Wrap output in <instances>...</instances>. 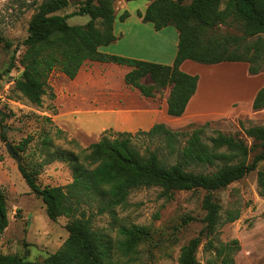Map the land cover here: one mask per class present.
<instances>
[{"label": "trees", "instance_id": "16d2710c", "mask_svg": "<svg viewBox=\"0 0 264 264\" xmlns=\"http://www.w3.org/2000/svg\"><path fill=\"white\" fill-rule=\"evenodd\" d=\"M147 1L150 4L145 12L137 14L143 22L153 24L157 31L174 26L179 32L173 65L135 60L100 50L117 41L114 33L116 0H86L75 13L90 17L85 25H71L68 16L57 14L68 7V0H45L29 22L28 36L22 44L24 52L19 60L23 75L14 79L15 90L30 103L40 106L43 97L49 93V79L55 70L74 80L86 62L116 64L130 68L125 83L143 97L156 98L163 90L170 89L167 113L181 117L196 94L199 82L198 75L181 70L185 61L202 65L248 63L251 75L262 72L264 55L259 38L256 42H245L264 34V0H190L189 4H185L187 0ZM235 13L243 15V36L217 34L215 28L228 22ZM129 17L130 13L125 11L120 20ZM6 45L11 47L8 42ZM16 54L15 50L5 75L16 68ZM260 61L263 65H254ZM146 78L150 83L144 82ZM50 96L55 98L53 92ZM253 109H264V87L258 91ZM205 126L195 129L182 146L180 137L183 131L160 123L149 131L120 132L113 138L106 131L98 142L80 154L58 148L47 163L57 160L69 164L73 180L65 187H42L36 165L28 168L21 158L18 169L27 186L42 199L50 220L69 219V237L56 253L41 261L0 254V264H120L119 259L127 257L133 261L132 257L138 254V247L149 235V230L138 225L121 227L119 238L115 240L94 227L86 208L97 206L100 214L108 212L116 221L117 208L126 207L132 192L143 188L159 187L160 196L168 201L177 191L206 190L208 193L203 201L205 230L208 235L215 234L223 222L222 207L213 194L257 170L264 160V126L245 130L253 139L251 147L221 132L205 139ZM141 135L149 140H160L166 154L157 150L142 153L135 143ZM26 143L19 147L21 152ZM45 146H49L47 141ZM258 178L264 187V173L259 172ZM237 219V212H228L227 222ZM8 225L7 198L0 187V237ZM200 244L201 236L184 246L179 264H200L197 261ZM237 244L235 240L218 247L212 241L208 245L215 250L218 264H236L234 246Z\"/></svg>", "mask_w": 264, "mask_h": 264}, {"label": "rangeland", "instance_id": "374dc122", "mask_svg": "<svg viewBox=\"0 0 264 264\" xmlns=\"http://www.w3.org/2000/svg\"><path fill=\"white\" fill-rule=\"evenodd\" d=\"M44 1L0 0V108L2 111L0 187L6 194L9 218V225L0 237V254L15 255L26 261H41L56 253L69 237L67 230L69 219L66 217H60L57 221L49 219L42 199L31 192L18 169L20 159L22 158L28 168L36 165L40 172L38 182L42 187H65L73 180L69 164L57 160L48 164V160L53 158L58 148L80 154L91 144L98 142L102 136L92 125H101L106 117L105 114L76 112L69 115L72 124L77 127L82 124L88 132L79 134L73 127L68 131L60 129L52 121V115L59 111L56 103L57 95L52 98L50 92L62 94L66 91L69 81L59 70L51 74L49 93L43 97L40 106L30 103L15 90L14 79L22 72L19 60L24 52L22 44L28 36L29 22ZM68 1V7L57 14L68 16V23L71 25L88 23L90 20L88 15H75L86 0ZM143 2L146 1L126 2L125 9V0H116L115 14L119 18L124 11L135 13L136 9L142 8ZM190 2L187 0L185 4ZM243 27V15L235 13L228 22L216 27L215 32L225 36L242 37ZM258 38L264 55V34L248 39L245 44L256 42ZM6 42L11 47H7ZM15 50L17 51L16 68L11 74L5 75L4 71L12 61ZM242 64L244 63H230V69H218L216 77H209L204 81L205 73L198 70L196 75L199 76L203 88L208 93L209 106L213 103L217 107L225 106L232 98L246 99L254 94L259 83H248L242 77L239 78V75L245 76L243 67H240L244 66ZM259 64L263 65V62L254 63V65ZM247 65L249 66L248 63ZM211 67L204 65L200 70L206 71ZM90 69H93V73L114 74V67L109 65H102L97 69L90 64L84 67V70L90 71ZM257 76L262 77L258 79ZM247 78L264 79V68L258 75H251L248 67ZM144 82L150 83V79L146 78ZM169 92L170 89L163 90L156 96L157 100L163 102L169 96ZM204 106L207 108L206 102ZM232 106L233 110L227 115H213V118L200 122L186 121L176 127L167 126L173 130L183 131L180 146L185 144L195 129L209 122L204 127L205 139L221 132L232 135L251 147L253 139L246 135L245 130L264 126V109L255 111L247 99L234 101ZM118 133L120 132L107 131V135L112 138ZM45 141L49 146H45ZM7 143H10L19 155L18 160L9 154ZM23 143L27 145L21 152L19 147ZM135 143L142 153L147 150L166 152L164 145L158 139L149 140L141 135L135 139ZM259 172L264 173V160L259 163L257 170L213 194L215 201L222 207L223 222L213 235H208L205 230L206 211L203 208V201L208 192L203 189L177 191L170 201L160 196L159 187L135 190L129 197V204L124 208H117L116 221L108 212L100 214L97 206L87 207L86 211L87 215L92 216L94 227L115 240L119 238L121 227L138 225L149 230V235L138 247V254L132 257L133 261L129 260V257L120 258V264H179L182 248L199 236H201V244L197 251V261L200 264H218L215 250L208 245L210 241L218 247L220 244L233 243L235 240L238 241L237 246L233 245L236 264H264V187L259 182ZM229 211L237 212L239 219L227 222Z\"/></svg>", "mask_w": 264, "mask_h": 264}, {"label": "crops", "instance_id": "0c3cea01", "mask_svg": "<svg viewBox=\"0 0 264 264\" xmlns=\"http://www.w3.org/2000/svg\"><path fill=\"white\" fill-rule=\"evenodd\" d=\"M137 1V0H136ZM142 8L136 9L135 13L129 12L130 17L121 21L115 14L114 33L117 41L112 45L102 47L103 53L122 56L135 60L148 61L162 65H173L179 43V32L174 26H168L160 31L155 30L153 24L145 23L138 17V12L144 13L150 2L144 0ZM125 0V9L127 8ZM125 12V11H124ZM123 12V13H124ZM136 14V15H135ZM136 16V17H134ZM120 25V26H119ZM93 65V68H100L102 65L114 67L113 75H104L102 73H93L84 70L86 65ZM234 64V63H233ZM240 64V63H239ZM230 63H220L212 66L209 70H200L204 65L185 61L181 70L196 75L198 70L205 73L206 78L216 77L218 69H230ZM244 74L239 75L245 82L256 83L259 85L251 97H247L252 104L258 91L264 87V79L257 78L246 79L247 63L242 64ZM130 68L116 64L86 62L74 80H69L68 87L62 94H55L58 104V113L52 115V121L63 130L76 129L79 134L88 132L82 124L78 127L72 124L69 115L74 113H93L105 114L101 125H92L93 128L101 134L106 131L136 133L138 131H149L156 124H166L170 126H179L182 123L191 121H205L213 118V115H227L233 110L234 101H245L246 99L232 98L225 106H219L213 103L208 105V93L203 88V82H198L196 94L190 100L185 113L181 117H172L168 115L167 99L163 102L157 98L143 97L136 89H132L125 83V75ZM208 73V75H207ZM200 74V73H199ZM211 78V79H212ZM168 98V97H167ZM206 102L207 108L204 106ZM86 136V135H84ZM87 137V136H86Z\"/></svg>", "mask_w": 264, "mask_h": 264}, {"label": "water", "instance_id": "95a60500", "mask_svg": "<svg viewBox=\"0 0 264 264\" xmlns=\"http://www.w3.org/2000/svg\"><path fill=\"white\" fill-rule=\"evenodd\" d=\"M22 75H23V72H21L20 75H19L18 77L20 78ZM6 147H7V150H8V152H9V154H10L13 158H15L16 160H18L19 156H18V154L14 151L12 145H11L10 143H7V144H6Z\"/></svg>", "mask_w": 264, "mask_h": 264}]
</instances>
